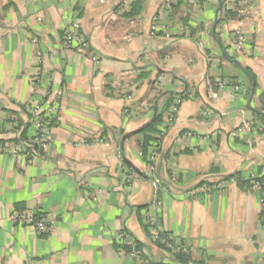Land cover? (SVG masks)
<instances>
[{
  "label": "crops",
  "instance_id": "0c3cea01",
  "mask_svg": "<svg viewBox=\"0 0 264 264\" xmlns=\"http://www.w3.org/2000/svg\"><path fill=\"white\" fill-rule=\"evenodd\" d=\"M121 1L0 0V139L16 136L14 119L28 123L23 106L44 100L53 116L42 153L0 154V264H140L118 234L139 242L153 264H264V192H252L248 180L264 175V0L221 22L218 0H171L155 29L162 0H141L132 16ZM73 19L84 51L78 42L64 45ZM237 27L246 38L243 54L231 49ZM201 29L208 34L199 39ZM208 51L216 55L212 67ZM247 73L255 80L250 106ZM210 76L227 85L209 83ZM180 91L187 98L151 170L131 134L166 94ZM243 121L256 125L250 135L230 137ZM128 164L140 176L127 187ZM238 172L245 184L225 180ZM154 177L161 181L157 204ZM205 183L218 188L198 192ZM15 207L52 219V228L38 233L12 222ZM148 217L182 245L184 261H172L151 240Z\"/></svg>",
  "mask_w": 264,
  "mask_h": 264
},
{
  "label": "built area",
  "instance_id": "2783aa9c",
  "mask_svg": "<svg viewBox=\"0 0 264 264\" xmlns=\"http://www.w3.org/2000/svg\"><path fill=\"white\" fill-rule=\"evenodd\" d=\"M240 1V6L237 9L240 15H244L247 14L246 9H244L245 6H248L249 3L252 2V0H239ZM133 0H122L121 1V10L123 12L130 10L131 4H132ZM227 2L232 3L231 5L233 7H236L235 5V0H227ZM170 4H171V0H162L161 3L158 6V9L156 11V14L153 17V29L158 28V22L161 20V18L166 15L170 9ZM80 28L81 25L78 21V19H73L70 21H67L65 26H64V30H63V40H64V45L67 48H70L74 42H78L77 46L79 50H86L87 48V43L80 40ZM155 30H152L151 34H154ZM199 32V39L203 36H205L206 34H208V31L201 29ZM232 38H233V42H232V46L231 49L233 52L235 53H244L247 48L246 46V38L245 35L243 33V31L241 30L240 27H237L235 29L232 30ZM200 43H202V41H200ZM202 45V44H201ZM203 46V45H202ZM247 53V52H246ZM215 58L216 55L215 53H212L211 51H208L206 56H205V60L207 65H209V67H212L215 63ZM162 77H159V80L157 82V85L161 82ZM216 83L221 86L224 87L227 85V82L217 79ZM240 88L235 86V90H239ZM60 94V91H56L54 96L56 97L57 95ZM53 96V97H54ZM128 100L132 99L131 94H129L127 96ZM182 98L180 97H176L174 100V104L175 107H173V110H176L177 106L181 103ZM44 100L40 101L37 104H33L32 106H28L27 111L29 114H31V120L33 122V125L35 127V129L37 130V136L35 138L36 143L38 144V146L46 148V139H47V134H48V127H49V123L51 122V119L53 118V116H51L50 114H45L44 110L43 112L41 111L42 107L44 108ZM136 108V107H133ZM133 108H131L128 112L125 111V117L126 116H131L133 113ZM212 110L209 109L208 112H211ZM45 114V116L43 115ZM168 120V119H167ZM165 121L166 123L168 121ZM259 126V125H258ZM255 126L249 124L246 121L241 122V124L239 125V127H237L235 130H233L231 132V136H238V135H250L249 133L252 132V130H254ZM263 126H259L258 129H262ZM188 135V134H187ZM25 151V147H15V146H4L0 144V153L3 154H9L12 157L18 156L21 152ZM140 154V153H139ZM135 178H137L136 175H131L130 176V182L132 180H134ZM262 181H257L253 179V182L251 184V190L254 191V189L256 190H263L264 189V175L262 176ZM153 188V196H152V202L156 203L157 202V193H158V182L156 180L153 181L152 184ZM218 188V184L215 185H211V187H207L206 185H203L201 187L196 188V190L198 192H203L205 190H214ZM264 196V193H263ZM259 201L261 202V206L262 209H264V197H260ZM157 204V203H156ZM36 213L37 212H16V211H12L10 214V219L12 222L20 224L22 226H32L36 232L38 233H45L48 232L52 226H53V220L52 219H47L45 217H43V215H41L40 217L36 218ZM262 222H264V215L262 217ZM145 224L148 225V231L150 233V237L151 240L156 242L158 240V234L160 232L159 227L157 226V224L153 221V219H151L150 217H148L145 220ZM117 241L120 245H130L133 246L135 239L133 237H131L129 234H118L117 236ZM161 242H163L165 244V246L168 248V250H170L171 252H179V251H184V248L178 245H175L173 242H171V238H169L168 236H165L164 238L160 239ZM130 256H132L136 261H138L140 264H153L151 263V261L142 256L140 254V252L138 250H134L132 249L129 252Z\"/></svg>",
  "mask_w": 264,
  "mask_h": 264
},
{
  "label": "trees",
  "instance_id": "16d2710c",
  "mask_svg": "<svg viewBox=\"0 0 264 264\" xmlns=\"http://www.w3.org/2000/svg\"><path fill=\"white\" fill-rule=\"evenodd\" d=\"M218 4H221V8H220V16L218 17V22L221 21H228V19L231 18H236L238 17L240 14L238 12V8L240 6V1L239 0H235L236 7L233 8H226V4H227V0H218L217 1ZM140 3L141 0H133L130 10L125 11L124 15L126 16H132L134 14H136L137 12H139L140 10ZM171 6L172 4H170V9L171 10ZM168 11V12H169ZM167 15V14H166ZM200 28V27H198ZM209 83H213V85L217 84L215 82L214 76H210L209 77ZM215 83V84H214ZM188 92H184V91H180V92H176V93H169L166 94L164 101L162 102V107L161 108H157L155 113L152 115L151 119L146 122L145 124L142 125V127L139 128V130H137L136 132H134L133 134H131L132 136L136 137V143L139 149V158L140 160L145 163L147 165V167L154 169L155 167V163L159 160L160 158V145L162 142V138L164 137L165 133L167 132L168 128L173 124L175 117H176V113L177 110L179 108V106L181 105L182 101L187 98ZM176 97H180L182 98L181 103L177 106L176 110H173V107H175L174 104V100ZM139 105V104H136ZM135 107V105H127L124 107V109L122 110V113L125 116V111H129L131 108ZM24 111L27 113L28 116V123L25 125L22 124H18L15 121L12 122L11 124V128H13L12 131L15 132L16 136L12 139L9 140H4V139H0V144L7 146L5 143L9 142L12 145H14L15 147H25V151L21 152L19 155L20 156H27V157H31L34 154H40L42 153L43 150H45L46 148L40 147L38 146V144L35 141V138L37 136V130L35 129L33 122L31 120V114L28 113L27 109L23 106ZM44 115V114H43ZM45 116V115H44ZM129 117V116H126ZM53 119V118H52ZM168 119V120H167ZM168 121L167 123L165 121ZM52 121V120H51ZM51 124V122H50ZM252 125V124H251ZM50 126V125H49ZM256 126V125H253ZM32 127L34 130L33 135L29 136L28 134V129ZM46 145H48V140L46 139ZM47 147V146H46ZM3 154V153H0ZM8 155V154H7ZM128 169H129V174H128V178H127V182L125 183V185L128 187L130 185V176L131 175H136L137 177L140 176L139 172L137 171L136 168H134V166H131L128 164ZM154 180H156L158 182V193H157V199H158V194L160 191V180L156 179L155 177L153 178ZM234 179L236 181H238V183L240 184H245L247 182V180H245L240 173H234L232 174V176L226 177L225 180H231ZM254 180L257 181H262V176L260 177H253ZM253 179H248L250 180L249 182V187L251 188V184L253 182ZM202 184H200L201 187ZM203 185H206L207 187H211V185H215L214 183H205ZM196 187V188H198ZM209 190H205L203 192H207ZM264 192V191H263ZM14 211L16 212H22L23 210L19 207H15ZM42 214H39V212L36 213V218L40 217ZM264 215V210L262 212L261 215V221H262V217ZM146 229L148 230V225L145 224ZM149 232V231H148ZM165 236H168L165 232L160 231L158 234V240L156 241V244L164 249L168 248L165 246V244L163 242H161V238H164ZM169 238H171L170 236H168ZM171 242H173L175 244V242L173 241V239L171 238ZM178 245V244H175ZM121 247L125 250V251H131L132 249L134 250H139L140 244L139 242H137L135 240L134 245L130 246V245H121ZM170 251V250H169ZM171 252V251H170ZM173 259L175 261H184L185 257L183 255H185L184 251H179V252H172ZM164 263V261L162 262ZM166 264V263H165Z\"/></svg>",
  "mask_w": 264,
  "mask_h": 264
},
{
  "label": "water",
  "instance_id": "95a60500",
  "mask_svg": "<svg viewBox=\"0 0 264 264\" xmlns=\"http://www.w3.org/2000/svg\"><path fill=\"white\" fill-rule=\"evenodd\" d=\"M220 8H221V4L219 3V7H218V10H220ZM217 20V19H216ZM216 20L214 21V23H213V27H212V32L214 33V26H215V24H216ZM235 64H237L240 68H241V70L244 72V73H246L245 72V70L243 69V67L240 65V63H239V61L238 60H236V59H234V60H232ZM247 76L250 78V80H251V86H250V93H249V98H248V101H247V105L248 106H250V102H251V99H252V94H253V92H254V87H255V80H254V78L252 77V76H250L248 73H247ZM261 95H260V97H261V99H262V97H263V92L262 93H260ZM261 112H263L264 113V102H263V111H261Z\"/></svg>",
  "mask_w": 264,
  "mask_h": 264
},
{
  "label": "rangeland",
  "instance_id": "374dc122",
  "mask_svg": "<svg viewBox=\"0 0 264 264\" xmlns=\"http://www.w3.org/2000/svg\"><path fill=\"white\" fill-rule=\"evenodd\" d=\"M237 3H235V5H236ZM28 106H32V104H30V105H26L25 106V108H28ZM43 110H44V108L42 107V109H41V111L43 112ZM45 113V112H44ZM46 114V113H45ZM44 114V115H45ZM47 115V114H46ZM52 120V119H51ZM49 125H50V123H49ZM136 179V178H135ZM250 188V187H249ZM251 190V189H250ZM262 191H264V189L263 190H256V189H254V191H252V192H259L260 194L262 193ZM262 197H264L263 195H262Z\"/></svg>",
  "mask_w": 264,
  "mask_h": 264
}]
</instances>
